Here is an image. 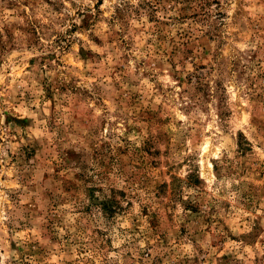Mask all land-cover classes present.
<instances>
[{
	"label": "rangeland",
	"instance_id": "obj_1",
	"mask_svg": "<svg viewBox=\"0 0 264 264\" xmlns=\"http://www.w3.org/2000/svg\"><path fill=\"white\" fill-rule=\"evenodd\" d=\"M0 264H264V0H0Z\"/></svg>",
	"mask_w": 264,
	"mask_h": 264
},
{
	"label": "trees",
	"instance_id": "obj_2",
	"mask_svg": "<svg viewBox=\"0 0 264 264\" xmlns=\"http://www.w3.org/2000/svg\"><path fill=\"white\" fill-rule=\"evenodd\" d=\"M106 207H107V205L105 204L104 208H106Z\"/></svg>",
	"mask_w": 264,
	"mask_h": 264
}]
</instances>
